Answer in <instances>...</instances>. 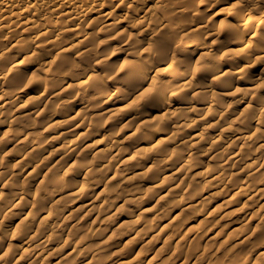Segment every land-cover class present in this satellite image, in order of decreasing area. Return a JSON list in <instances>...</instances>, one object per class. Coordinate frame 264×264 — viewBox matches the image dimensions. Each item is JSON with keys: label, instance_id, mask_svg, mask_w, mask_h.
<instances>
[{"label": "rangeland", "instance_id": "1", "mask_svg": "<svg viewBox=\"0 0 264 264\" xmlns=\"http://www.w3.org/2000/svg\"><path fill=\"white\" fill-rule=\"evenodd\" d=\"M151 1L156 2V0ZM225 2V0H220V3L212 8H209L207 4L199 5L198 9L201 10L199 13H204L207 19H201L196 10L183 11L184 8L193 7L190 0L184 4H180L174 11L182 10V17L184 18H196V22L186 30L195 29L200 24L206 23L210 32H214V26L221 23L225 18L230 22L236 23L237 16H228L224 11ZM116 15L117 17L115 19L118 18V20H122L123 22L116 23L114 26H108L102 30L100 29L101 31L99 30L97 32L96 29L100 26V22L86 25L85 20L87 18H85L81 21L82 32L80 34L73 36V32L64 31L59 34L55 42H49V40L45 39L56 34L58 30L63 31L65 25H67L66 23L56 24L50 36L40 37L36 40L28 38L30 35L20 33V50L17 49V45L11 46L13 41L1 36L4 30L0 31V37L4 38L3 44L9 49L7 56L10 58V60L0 62V74H3L2 69L10 68L9 66L14 63L15 67L19 70L16 73L11 71L8 75L17 78L18 82L20 76L27 77L31 81L33 75L39 73L41 67L51 65L53 62L59 64L60 60L58 58H63L61 55L62 47L68 45L78 35H81L80 37L85 34L90 35L86 41L88 45L85 54L77 53L81 46L72 48L65 53L66 58H63V66L65 69L72 68V74L65 75L56 80L55 83L57 86L53 88L54 92H56L59 88L70 87L69 90H64L61 93L60 98L62 101H53L54 99H51V102L46 105L45 109H43L45 100H42V98L38 102H30L42 90L43 84L37 81L30 82L27 86L23 87V89L27 90V93L18 100L15 99V105L10 101L3 106L5 115L0 116V121H2L0 123V140H3V142L8 140L9 143L6 147L4 146V149L0 150V159L3 160V169H0V171H9L8 169L13 166L10 162L11 155L17 148L28 146L33 139L39 138L42 141V148L34 156L37 167L32 176H29L28 171L33 166L28 165L23 170L16 171L17 173L12 174L10 172L12 177L11 181L6 176L0 182V190L5 194V199L0 200V206L5 201H13L19 196L17 194V188L19 187H14L13 185H20L26 182V187L24 188L26 195L22 204H16L13 208V213L4 219V227H8L7 225L15 226L12 231L14 232L13 237L10 239L5 237L1 240L3 241V247L0 251L3 252V249L7 248L11 253L13 245L17 253L24 249H32L33 246L22 244V241L25 240V237L36 236L43 241L39 246V250L43 252V257L34 261L33 264H54L56 260H61L63 264H86L89 261L88 259L91 253L95 250H100V252L95 256V260L89 264H98V258L102 257H110L106 260V264H112L114 257H116L115 252L123 254L125 258L122 261H130L134 257H137L140 259V264H180L185 259L188 261L183 264H202L199 257L201 255H210V248L218 256L224 255L226 250L231 251L234 249L239 251L241 248H244L250 253L247 264H264V257H256V252L264 249V241H258L257 239L261 234L262 225H264V207H261V204H264V152H258L255 144L252 146L251 151H253V157L257 159V168L259 169L251 177L249 183L251 186L259 187L260 190L255 193L252 201H246L244 198L239 201L238 207L249 208L246 213L242 211L230 212L229 207L232 206L233 201H228L227 192L225 193L222 188L214 186L215 183L210 180V176H192L193 174L187 172L185 168L178 170L180 165L183 164V161L178 159L166 160L161 156L156 157L153 165L150 168L143 169L142 174L135 180V183L138 185L137 192L139 193L125 202H119L118 200L121 196L129 193L130 182L111 181L107 184V179L112 175L114 170L129 173L132 171L134 163L143 162L148 158L147 155L149 152L147 149L150 143L147 137L151 133L152 123L156 119L152 115H147L148 119L145 122L135 124L129 120L130 115L136 111L144 114L150 113V109L153 106H162V103L158 99L148 95L153 86V84H148V82L150 83L148 80L141 87V91L148 88L147 91L141 94L131 106L125 107L128 111L122 106L124 110L120 106H117V108H120L117 111L104 112L100 109L101 104L98 101L89 105L87 99L92 92L88 90L87 86L77 88L74 85L75 80L81 77L83 70L91 68L99 71L100 74H104L103 78L106 77V81L101 79L103 84H111V90L115 89V84L112 83V80L117 73L109 75L106 71L107 65H100L97 62V58H105L103 54L108 52L110 53L107 56L109 65L119 62L122 66L123 62L130 58L127 51L128 44L136 33L140 34V29L135 25L137 18L141 17L149 22L148 18L151 14L143 11L138 14L131 11L122 14V11H117ZM95 16L92 15L91 17L93 18ZM253 16L257 17V19L254 20L253 27H246L244 43L257 46L261 44L259 36L264 32V22L259 20L257 14L253 13ZM154 26V24L150 23L147 35ZM253 31L256 33L253 34ZM197 32L205 33L202 30ZM147 35L140 34L141 38ZM210 37V35H207L204 44L212 45L211 42L214 38ZM220 39L224 40V37L221 36ZM47 42L49 43L46 44ZM244 43H239V46H243ZM189 45V52H192L194 46L203 50L206 48L199 43ZM94 46L96 49L95 53L91 51ZM25 48L28 51L23 50ZM221 49L219 48L214 52L219 53L222 51ZM33 53L38 55L33 56ZM200 54H202L200 51L196 52V57L198 58ZM249 54L253 56L252 52H249ZM177 55L178 58L185 59L183 53H178ZM93 57H95L96 61L94 64L92 63ZM237 57V55H234L230 60L225 59L223 64L237 60ZM11 58H14V60H11ZM49 60L50 63H48ZM76 65L80 67L76 68ZM260 65L257 66L259 67L257 73L263 68L261 74H258V78L262 79L260 80L261 83L264 82V61ZM156 71L160 73V79H171L167 71ZM257 73H254V76H250L247 79V82L250 79L253 80L251 82L252 84L249 85L245 84L246 80H240L238 83L236 80L237 76L228 78L233 85L231 89L213 84V86L219 87L214 92L225 93V100L230 105L226 110L216 109L217 112L225 111L226 113L221 120L222 124L219 122V125H224V127L247 125L249 127V131L246 133L248 136L254 131L255 123L251 119H244V115L247 113L245 112V107L250 109L257 108L259 105L256 99L249 100L250 96H243L239 92V89H255L253 85L255 84ZM120 75L122 73L118 76ZM152 75L155 77L156 73L154 72ZM193 78L198 83L204 85L212 83V78H209L203 73H194ZM17 84L15 87L2 85L3 91L7 93L14 92L17 95ZM260 90L258 95L264 97V87H260ZM138 92H131L127 97H133ZM182 95L188 97L193 96L191 91H186ZM178 100L184 101L176 96L170 98V102ZM199 102L202 101L192 100L189 103L193 107V111L188 112L187 116H193L194 114L206 115L205 110L201 106L196 105ZM204 102L208 103V101ZM86 104L87 109L77 115H79V118L83 117L84 120L92 123V126L88 130L87 138H79L77 141H73L74 136H66L57 144L50 140V138H45V136L48 137L61 131L63 127L68 125V118L73 116L76 111L80 110ZM164 104L166 105L167 103ZM38 107H40L39 109L43 115L35 111ZM26 110L28 111L24 112ZM8 111H12L13 114L11 116L7 115ZM218 119L216 117L214 121ZM160 122L164 129L167 128L168 134L173 131L178 139L182 138L185 140V136L190 134V131L184 130V128L178 129L177 131L174 128L169 129L170 119H163ZM45 126H49L50 135H43L41 133L42 127ZM221 126H213L210 129H203L202 127L195 128L197 132L206 131L210 136L207 143L203 142L199 144L201 153H198L192 158L190 165L204 169L210 168L211 170L217 168L223 159L220 152L223 151L226 153L225 145L220 144L216 146L215 153L219 151V154L214 158H212V153L205 154L204 149L208 146L209 141L217 133L219 134L222 131ZM102 136L111 138L116 142V146H120L119 151L124 152L117 161H112L111 175H105L103 172L87 174L78 172L70 163H94L97 160L95 151L99 148H104V144L100 142ZM260 136L261 139L264 138L263 131L260 133ZM22 138H24L23 141L20 140ZM192 140H185L184 143L188 148L170 142H162L159 154H163V152L177 154L186 148L189 149L191 147L189 143ZM0 145L2 146L4 144L0 143ZM57 151H63L65 155L61 158L59 155L60 152ZM123 157H131V161L121 162V160L123 161ZM105 163H107V160ZM227 170V175L232 174L233 176L229 184L234 189L245 182L246 176L243 171L240 172V169L237 168H228ZM159 173L166 174V178H155V175ZM60 176L67 182L66 187H63L62 190L57 191L54 195L40 191L41 185L47 179L53 177L59 178ZM182 176H188L185 187L179 188L174 195L158 199L157 196H161L165 192L162 194L157 192V185L160 183L166 184L167 187L169 185H175L180 181ZM91 179L100 181L98 188L91 189L90 187L88 189L87 187V192L78 198L68 196L67 188L72 187L73 190H78L80 188V182L87 183ZM195 195L208 196V201L204 206H196L192 211H179V206L176 205L179 197ZM48 196H53L55 202L43 204V201ZM102 201H105V204L101 205ZM39 205H44L45 207L43 218H40V214L36 215L34 219L33 217H25V214L31 209V206ZM76 206H79L80 209L78 212H73L74 215L71 217H67L70 212H65V210L60 216H57L58 211L60 210L61 212L62 207H66V210H68ZM91 208L92 210H90ZM134 209L136 210L135 214L139 213L138 217H142L141 219L145 221L144 226L138 227L131 222L133 218H125V215ZM145 209L146 212L143 211ZM98 210L103 212L98 213ZM195 213L208 215L211 217V221L207 224L201 221V218L197 217ZM248 213L251 214L247 215ZM97 214L99 217L106 215L108 217L107 221H97ZM7 221L11 224L6 223ZM25 224L30 226V230H25L21 234L20 229ZM199 229L202 230L203 236L194 238V234ZM137 230H139L138 235L133 237ZM215 235H217L216 238L210 239ZM243 236L248 237L247 241L243 244L238 243L239 239ZM125 242H128L126 247L123 246ZM194 246L198 247L200 251L189 258V254ZM79 248H81L80 252L73 251V249ZM8 262L9 264H15L12 260H8Z\"/></svg>", "mask_w": 264, "mask_h": 264}, {"label": "bare ground", "instance_id": "2", "mask_svg": "<svg viewBox=\"0 0 264 264\" xmlns=\"http://www.w3.org/2000/svg\"><path fill=\"white\" fill-rule=\"evenodd\" d=\"M188 1V0H187ZM224 3L225 9L231 7L235 0H225ZM150 3V4H149ZM131 5V6H129ZM180 5H177L176 8H178ZM139 5H132L131 0H0V31L4 30L3 34L1 36L7 37L10 41H13L11 43V46L17 45V49L20 50L21 46L19 44V35L20 33H25L28 36V38L32 40H36L40 37H46L50 36V34L54 31V28L56 24L59 23H66L65 28L63 31H56V34L52 35L50 38L45 39L49 40V42H55L59 36L60 33L66 31V32H73V36L76 34H80L82 32L81 29V21H83L85 18L86 25L92 24V23H98L100 22V26L96 29L98 32L100 29L107 28L108 26H114L116 23L123 22L122 20H118L116 13L117 11H122L123 13L136 12L138 14L139 12L143 11L145 13H152V10L156 7V2L147 0V3L140 8L139 11H136L134 9L139 8ZM198 13L201 11L197 8L196 10ZM180 17H182V10L176 11ZM254 14H257L258 18L261 17L262 14H264V0H261L259 8L255 9L252 12V16ZM159 15V13H157ZM92 15H96L95 17H91ZM236 23H245L240 21V18L237 16ZM83 25V24H82ZM137 28L140 29V34L147 35L150 23L146 21L145 19L139 17L136 20L135 23ZM254 20H251L250 22H246V27H253ZM100 30V31H101ZM192 30H202L204 32H207L208 35L213 37V41L211 42V50L216 51L219 48H222V51H226L228 49H232L233 52H237L239 49H246L245 52L237 54V60L230 61L228 63L223 64L224 68L223 70L231 71V72H239V69L245 68L246 69V76L243 80H246V85L252 84L253 81L250 79L249 82H247V79L250 76H254V73L258 72L259 67L261 66L260 63L264 60H261V57H264V32L260 34L259 40L261 42L260 45L253 46L250 43H244L243 46H239V43L237 44H227L222 45L221 43H214L216 41V35L214 32H210L209 27H207L206 23L200 24L195 29ZM58 32V33H57ZM256 32L253 31V34ZM78 35L73 41H71L68 45L65 47H62L61 49V55L63 58H66L65 53L67 51H70L72 48H75L77 46H81L80 49L77 51V53L85 54L87 52V45L86 41L90 37V35ZM80 37V38H79ZM210 37V38H211ZM47 42L46 44H48ZM190 45L187 46L189 48ZM25 51H28L27 48L23 49ZM203 53L205 51H208V48L200 49L197 46H194L192 49V52L196 53L199 52ZM249 52H252L253 56L249 54ZM180 59V58H179ZM182 60V59H180ZM97 62L100 65H109V60L103 57L97 58ZM50 63V60L48 61ZM264 66V65H263ZM11 68V66H9ZM164 65H160L157 70L161 71V69H164ZM17 69V68H16ZM19 70V69H17ZM238 70V71H237ZM263 70V68H262ZM261 71L257 73V77L255 79V84L253 87L255 89H259L260 93V80L258 78V74H261ZM164 72V71H163ZM16 73V71H14ZM120 73L123 72H117V74L114 76L112 83H114V90H111V84H103L101 79L103 78L104 74H100L99 71L87 68L84 69L82 72L81 77H78L74 82V85L77 88H81L83 86H87L88 90L92 92V94L88 97L87 103L91 105L94 102H99L100 109L104 112H112L117 111L120 108L129 107L134 103L141 94H144L147 89H143L141 93L138 92L135 93V95L131 97H127L131 92H129L126 88H123L119 83V79L122 75L118 76ZM2 75V74H0ZM94 77H98L101 79H97L95 82H93ZM209 77V76H208ZM210 78V77H209ZM228 78H231L228 77ZM227 78V79H228ZM154 76L151 75L148 78V84H153ZM239 83L241 79H236ZM18 83V79L15 77H12L10 75L7 76L6 80L0 79V84L5 85H11L13 87L16 86ZM179 83H185V81L181 80ZM43 84V83H42ZM193 87L190 89H187V91H191L194 95L198 91L206 90L205 85L202 83H198L194 78L192 79ZM252 87V88H253ZM54 87H50L47 91H45L44 85L42 86V90L39 92L38 96L42 98V100H45L43 103V106L45 109L46 105H48L49 102H51V99H54L53 101L61 100L60 96L61 93L64 90H69L70 87L65 88H59L56 92L53 90ZM219 88L218 86H213V89ZM253 90V89H251ZM27 93L26 89L17 91V95H15L14 98H12V95L3 96L2 99H0V111H4V105L12 101L13 99L18 100L21 98L24 94ZM103 93V94H101ZM133 93V92H132ZM255 99V95H252L249 97V100ZM133 100V101H132ZM52 101V102H53ZM62 101V100H61ZM28 103V102H25ZM197 106H201L206 112L205 116L194 114L193 116H187V118H184L181 115H178L180 113H184L187 109L191 108L192 106L189 105V102L184 100H178L174 102H169L166 105L162 103V106H153L150 109V113H142L139 111L133 112L132 115H130L131 122L138 124L140 122H145L148 117L147 115H152L155 117L156 121H154L151 133L147 137L149 144V147L147 151L149 154L147 155V160L143 162H137L133 164L132 171L129 173H124L121 171L114 170L112 175L110 174L112 169V161H117L120 158V155L124 152H120L119 148L120 146H116V142L113 141L111 138H108L107 136H102L100 139V142L104 144V148H99L95 151V154L97 155V160L94 163H83V162H72V167L76 168L78 172H84L87 173H96V172H103L105 175H111L107 179V184L111 181H117V182H130L131 186L129 189V193L125 196H121V198L118 200L119 202H125L127 200H130L132 196H136L139 192L138 191V185L135 183V180L142 174L144 171L143 169L150 168L153 165V162L156 157L161 156L162 158L166 160H182L183 164L180 165L178 170L187 169V172L192 173V176H199V177H211V181L215 183L214 186L222 188V190L225 191L226 195H228V201H233L232 206L230 208V212H236V211H242L246 213L249 208H243L238 207L239 201H241L243 198L246 201H252L255 197V193L258 192L260 189L259 187L251 186L249 183V180L253 175L258 171L259 168H257V159L253 154V151H251L252 146L255 144L256 150L258 152H264V138L261 139L260 133L264 132V123H261L259 119H251L252 122L255 123L254 131L249 134V136L246 134L249 131V127L247 125H237L233 127L222 124L221 120L224 118V114L226 115L225 111H219V115L214 114L213 107L208 102H199L196 104ZM30 106V104H29ZM117 106H120V108ZM122 106V107H121ZM87 107V104L83 107H81L80 110L76 111L73 116L68 118V125L63 127L61 131L56 132L55 134L50 135L49 133V126L42 127L41 133L43 135H50L45 136V138H50L53 142L56 144L60 142L63 138L66 136H74L73 141H77L79 138H87L88 136V130L92 126L91 122H88L83 119V117L79 118L77 114L85 111ZM38 107L35 111L39 112L41 115V110ZM122 108V110H124ZM131 108V107H130ZM129 108V110H130ZM245 112H248V107H245ZM89 109V108H88ZM126 109V108H125ZM128 111V109H126ZM28 110L24 111L27 112ZM71 111V110H70ZM244 112V113H245ZM58 116V115H55ZM212 116V117H211ZM78 117V118H77ZM218 117L219 119L217 121H214ZM16 118V117H15ZM14 118V119H15ZM13 119V120H14ZM56 119V117H55ZM54 119V120H55ZM163 119H170V126L169 129L174 128L176 131L178 129L184 128V130H189L190 134L185 136L186 139H193L189 144H191V147L189 149L188 146L184 143V139H178L176 135H174V132L171 131V133H167V128L164 129L161 125V120ZM217 125V126H216ZM219 125V126H218ZM213 126L215 127H222V131L217 133L216 136L209 141L208 146L205 147V154L212 153V158H214L217 154H219V151L215 153L216 146L223 144L225 145L226 153L220 152L221 157L223 158L220 162V164L217 166V168L211 170L210 168H201L197 167L195 165H190V162H192V158L196 156L198 153H201V147L199 146L200 143H207V140L210 136V134L206 131H198L195 130V128H203V129H210ZM221 129V128H220ZM196 131V132H195ZM21 141L24 140V138L20 139ZM230 140V141H229ZM72 141V142H73ZM162 142H170L175 145L179 146H185L187 147L185 150L175 154V153H166L163 152V154H159V149ZM9 141L6 140L0 145V150L4 149V146L6 147L8 145ZM42 148V141L37 138L33 139L31 143L28 146H22L17 148L14 153L11 155L10 162L13 164L12 167L9 168L10 172L17 173L18 170H23L24 167L30 165L33 166L28 171L29 176H32L35 172V168L37 167L35 165L34 156L41 150ZM70 151V150H69ZM60 152L59 155L62 158L65 153L63 151H57ZM58 155V156H59ZM251 155V157H249ZM70 157V156H68ZM249 158V159H246ZM255 158V159H254ZM107 160V163L105 161ZM131 161V157H123V161L121 162H128ZM239 166V167H238ZM228 168H237L240 169V172L243 171L246 176L245 182H243L242 185L238 186L236 189H234L230 184L229 181L233 177L232 174L227 175V169ZM3 169V168H0ZM143 170V171H142ZM177 170V173H178ZM166 174L159 173L155 175V178L157 179H165ZM188 177V176H187ZM187 177L182 176L180 178V181L176 183L175 185H169L168 187L166 184H159L157 185V189L159 193H164L161 196H157L158 199H163L167 196L174 195L179 188L185 187L187 184ZM62 185H67V182L64 180L60 181ZM100 184L99 180H92L83 183L80 182L79 189L73 190L72 187L67 188L68 196L74 198H78L79 196H82L83 193L87 192L88 189L92 188H98ZM18 193L21 192L20 188H17ZM17 193V194H18ZM19 196L16 197L15 200L11 201L15 205L22 204V201L26 195V192L24 190V193L22 195L18 194ZM208 201V196H180L177 204L179 206V211H192L196 206H204L206 202ZM8 201H5L2 206H4ZM55 202L53 200V196H48L44 201L43 204L52 203ZM105 204V201H102L103 205ZM238 208H237V207ZM107 207V206H105ZM120 207V206H119ZM261 207H264V204H261ZM44 205L39 206H31V209L28 210V212L25 214V217H35L36 215H41L40 218L44 217ZM66 207H62L61 212L58 211V215L60 216L61 213L65 210V212H70L67 217H71L74 215L73 212H78L80 207L76 206L72 209L66 210ZM107 209V208H106ZM92 210V208L90 209ZM175 210V209H172ZM146 212V209L143 210ZM103 211H99L98 213H101ZM136 210H132L129 214L125 215V218H133L131 219V222L135 224L136 226H144L145 221L141 219L142 217H138V214H135ZM141 213H143L141 211ZM252 213V212H251ZM248 213L247 215L251 214ZM197 217L201 218V221H204L205 223H209L211 221V217L205 214H197L195 213ZM97 221H107L108 217L103 216L99 217L98 214L96 215ZM175 217V216H174ZM8 224H11L10 222H6ZM8 227H4L5 231L11 234V237H13L14 232V226L15 225H7ZM10 226V227H9ZM80 228V227H79ZM78 228V229H79ZM139 230H137L133 237L138 235ZM202 230L199 229L194 234V238L202 237ZM132 237V238H133ZM217 235L211 237L210 239L216 238ZM248 237L243 236L239 239L240 244H243L247 241ZM43 243L41 238L36 236H29L25 237V240L22 241V244H26L28 246H33L32 249H24L21 252H16L15 259H12L10 256V251L7 248L3 249V252L0 251V256H3L5 259L12 260L15 262V264H33L34 261L39 260L43 257V252L39 250V246ZM3 241L0 240V249H2ZM128 242H125L123 246H127ZM124 247V248H125ZM82 248V247H81ZM81 248L79 249H73V251L80 252ZM100 250H95L91 253L90 258L87 260L88 262L86 264H89L95 260V256L99 254ZM116 257H114L112 264H140V259L137 257H134L130 261H122L125 257L122 253L118 254V252H115ZM118 254V255H117ZM256 257H264V249L258 250L256 252ZM188 260H183L180 264H183L184 262H187ZM0 264H4V259H0ZM54 264H63L61 260H56Z\"/></svg>", "mask_w": 264, "mask_h": 264}, {"label": "clouds", "instance_id": "3", "mask_svg": "<svg viewBox=\"0 0 264 264\" xmlns=\"http://www.w3.org/2000/svg\"><path fill=\"white\" fill-rule=\"evenodd\" d=\"M123 2V0H121ZM187 0H156V7L152 10L151 16L148 18L149 22L155 26L151 29L147 36L141 38L139 33H136L131 42L128 44V54L129 59L123 62V65L119 62L113 65H107L106 71L109 75H113L117 72L122 71L123 75L120 77L118 83L126 88L129 92H138L141 90L143 83L148 80V78L155 72L156 75L153 80V86L151 92L148 94L150 97H155L161 103H169L171 97H178L180 99L186 100L189 103L192 100L208 101L213 107L214 114L219 115L216 111L217 108L226 110L229 108V103L225 100V93L214 92L213 84L220 85L221 87L231 89L233 87L232 83L227 79L230 76H237L238 79L243 80L246 76V69L241 68L239 72H231L223 70V62L225 59H232L234 55L243 53L246 49H239L237 52H233L232 49L226 51H221L219 53L211 50L209 45L204 44L206 37L208 35L205 33H198L196 30L188 31L192 24L196 22L195 17H180L174 9L177 5L184 4ZM192 8H184L183 11H193L197 10L199 5L207 4L209 8L215 7L216 4L220 3V0H190ZM147 3V0H131L132 5H139V8L134 10L139 11ZM261 0H235V3L224 9L228 16H238L240 21L245 23H233L225 18L221 23L214 26V33L216 35V41L214 43L221 44H237L244 43V36L246 31V22L251 20H256L257 17L252 16V12L259 8ZM131 6V5H129ZM159 13V15L157 14ZM201 19H207L204 13H199ZM261 22H264V14L259 18ZM131 23V21H130ZM223 36L224 40L220 37ZM3 37H0V62L5 60H10L7 56L9 49L3 44ZM199 43L203 47L208 48V51L203 52L196 57V53L189 52L187 46L189 44ZM96 52L95 46L91 50ZM178 53H183L185 56L184 60L178 58ZM98 54V53H97ZM110 53H104L105 60ZM38 54L33 53V56ZM31 59V57H29ZM60 63L57 64L53 62L51 65L46 67H41L39 73L34 74L32 80L29 81L27 77L20 76L19 82L17 84V91L22 90L23 87L27 86L30 82H41L44 85L45 91L50 87L57 86L55 81L59 78L72 74V68H67L63 66V58H58ZM264 60V57L260 58ZM14 60V58H11ZM95 57H93L92 63L94 64ZM160 65H164L165 68L161 71H167L171 79H160V73L157 72V68ZM79 68V65L75 66ZM183 68V70H181ZM17 71L15 64H11V68L2 69V75L0 79L6 80L9 72ZM43 73V74H41ZM194 73H203L210 78H212V83L205 85L206 90L196 92L192 97L182 95L187 89L193 87L192 79ZM19 75V74H18ZM98 77H94L93 82ZM106 81V77L102 78ZM185 81V83H179V81ZM260 87H264V82H261ZM239 92L243 96L255 95V99L259 107L250 108L244 115V119H259L261 123H264V97L259 96V89L248 90L241 88ZM103 94V93H101ZM5 95H12L15 97V93H7L3 91L2 85H0V99ZM40 97H34L30 102H38ZM239 102V101H237ZM15 105V99L11 101ZM193 111L189 108L184 113L178 115L187 118V113ZM12 111H8L7 115L11 116ZM5 113L0 111V116H4ZM2 123V121H0ZM3 143V140H0ZM0 168H3V160L0 159ZM9 178L11 181L12 177L9 171H0V182L4 180L5 177ZM63 177L59 178L53 177L47 179L44 184L41 185L40 191L48 193L49 195H54L57 191L62 190L63 187L67 185H62L60 181ZM14 187H19L21 192L18 193L22 195L24 193V188L26 187V182L20 185H13ZM5 199V194L0 190V200ZM15 204L8 201L4 206H0V240L5 237L10 239L11 234L6 232L4 229V219L8 218L10 214L13 213V208ZM34 219V217H33ZM25 230H30V226L25 224L21 227L20 232L23 234ZM258 241H264V225H262V230L260 236L257 238ZM198 244V242H197ZM199 248L194 246L189 258L192 255H196L199 252ZM210 255H201L199 259L202 264H247L248 257L250 255L244 248L239 251L226 250L225 254L218 256L215 252L209 249ZM12 259L16 257L15 246L13 245V250L10 253ZM110 257L98 258V264H106V260ZM0 259H4V264H9L8 259L0 256Z\"/></svg>", "mask_w": 264, "mask_h": 264}]
</instances>
